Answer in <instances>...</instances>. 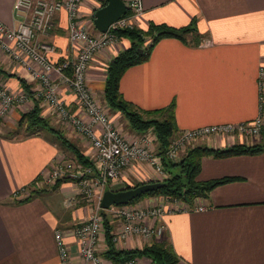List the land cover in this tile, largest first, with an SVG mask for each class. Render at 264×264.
Here are the masks:
<instances>
[{
	"label": "crops",
	"instance_id": "crops-1",
	"mask_svg": "<svg viewBox=\"0 0 264 264\" xmlns=\"http://www.w3.org/2000/svg\"><path fill=\"white\" fill-rule=\"evenodd\" d=\"M14 0H0V23L16 27L11 10ZM143 13L137 29L148 25L180 28L193 23L197 37L207 39L209 46H193L176 39H161L151 49L146 61L127 68L119 78L118 91L122 99L141 111H161L172 107L176 131L199 127L247 123L258 113L257 71L264 66V0H140ZM97 9L101 1L97 3ZM91 1L78 7L80 25L89 33L94 9ZM123 39V38H122ZM38 41L50 44L54 53L51 62L70 59L66 17L57 13L51 27ZM122 49H106L93 56L86 73V86L91 97L110 112L102 98L105 68ZM200 42V41H199ZM148 43V42H147ZM12 75V77H8ZM59 98L69 113L79 119L86 116L75 105L74 97L56 77ZM17 79L28 88L23 90ZM0 80L10 93L25 94V100L14 107L0 122V264H59L54 241L56 230H67L84 219L85 207H75L76 188L70 182L57 188L46 187L28 202L15 204L22 198L21 189L29 185L53 161L72 159L44 131L25 138H6V131L15 129L21 114L38 103L40 116L51 128L59 131L88 159L89 146L71 128L61 123L36 98L38 85L28 71L12 63L0 51ZM134 135L138 133H133ZM257 141H212L211 149H223L234 144L250 146ZM231 178L234 181L216 186L196 198L195 206L202 210L174 212L162 217L165 227L162 240L169 242L177 256L176 264H264V152L254 156L240 155L222 159L202 157L195 181ZM137 168L126 170L111 189L130 183H145ZM154 200V199H153ZM142 198L139 204H150ZM70 264H81L76 245L65 237ZM146 242L128 239L116 249L141 248ZM99 242L97 254L104 250ZM101 257V256H100ZM136 264H151L146 258Z\"/></svg>",
	"mask_w": 264,
	"mask_h": 264
},
{
	"label": "built area",
	"instance_id": "built-area-1",
	"mask_svg": "<svg viewBox=\"0 0 264 264\" xmlns=\"http://www.w3.org/2000/svg\"><path fill=\"white\" fill-rule=\"evenodd\" d=\"M89 1L97 9V3L101 0H14L11 10L17 24L15 28L8 29L0 23V51L12 63L28 71L29 77L38 85L35 99L39 100L41 107L55 115L89 146V166H80L72 160L53 161L29 184L34 186L38 182L36 188L41 185L52 187L57 180L69 178L76 188L77 198L82 202L96 204L92 212L90 207L83 206L87 214L70 229L55 231L54 241L59 264H70L69 250L65 243L67 236L73 239L81 264H136V259L112 262L97 254L99 242L104 243L103 217L98 211L102 192L124 171L133 168H137L148 182L165 178L162 160L172 163L178 161L187 149L192 148L191 144L198 141H257L264 128V66L257 71L258 113L253 121L176 131L163 154L159 155L155 136L150 129L144 133L132 134L130 140L125 139L108 119L106 108L91 97L86 86L87 68L93 56L109 48L121 50V38L116 32L137 28L143 13L140 0H121L127 14L111 23L104 33L94 34L88 32L86 24L80 25L78 21V7ZM60 12H64L66 17L71 57L51 62L53 46L38 41L37 37L47 33L53 16ZM198 45L209 46L210 42L203 39ZM51 75L70 91L75 105L87 120L69 113L58 96L57 85ZM24 100L25 94L13 95L0 80V122ZM27 186L15 195L23 198L28 196L29 191L38 190ZM194 201L195 199L188 205L177 199L158 196L157 201L151 205L136 202L108 207L103 211L109 218L114 247L133 238L147 244L152 240L162 239L165 230L162 217L174 212L202 210V207L194 205Z\"/></svg>",
	"mask_w": 264,
	"mask_h": 264
},
{
	"label": "trees",
	"instance_id": "trees-1",
	"mask_svg": "<svg viewBox=\"0 0 264 264\" xmlns=\"http://www.w3.org/2000/svg\"><path fill=\"white\" fill-rule=\"evenodd\" d=\"M104 4L105 1L101 0V6ZM126 14L127 11L124 15ZM116 35L120 38L128 39L129 46L118 52L105 68L102 91L104 104L110 112L118 114L123 118L131 131L144 133L150 129L156 139L158 154H163L170 138L176 132L172 116V107L170 106L165 110L157 112L141 111L134 108L133 105L125 102L120 96L118 91L119 78L127 68L146 61L152 47L161 39H176L184 43L187 38L191 41L190 43L195 46L199 44L200 38L197 37L192 22L180 28H172L165 25H148L145 31L137 28L124 29L117 31ZM7 76L12 77V75L8 74ZM17 81L23 90L29 93L22 79H17ZM42 131L50 134L57 140L58 144L71 155L72 159L70 160L83 167L90 165L88 159L76 146L69 143L59 131L51 128L48 121L40 116V110L36 101L33 102L31 110L20 115L16 122L15 129L6 131L4 136L12 139L18 138V136L21 135L20 138H25L36 135ZM260 136L261 140L250 146L234 144L223 149H211L198 146L186 151V153L174 163L162 160V167L166 174L165 178L160 180V182L163 183L162 187L154 192L144 193L126 205L136 203L144 197L155 195L177 199L191 205L194 199L204 196V194L212 188L234 181V179L231 178H220L204 183L195 181L201 158L209 156L214 159H222L240 155L254 156L261 154L264 152V128L261 130ZM67 182L70 183L69 178L59 179L52 186V189L57 188L61 183ZM141 184L143 183H137L133 186H123V188L118 190L136 187ZM200 187H202L201 191L199 190ZM37 193L38 191H30L27 197L15 202V204L28 202L32 197L37 195ZM98 211L103 217V241L105 246L101 253L103 258L112 262L146 258L151 264L177 263L178 258L173 253L169 242L162 239L152 240L149 244L143 245L139 249H116L111 240V227L108 224V218L103 210L98 209Z\"/></svg>",
	"mask_w": 264,
	"mask_h": 264
},
{
	"label": "water",
	"instance_id": "water-1",
	"mask_svg": "<svg viewBox=\"0 0 264 264\" xmlns=\"http://www.w3.org/2000/svg\"><path fill=\"white\" fill-rule=\"evenodd\" d=\"M104 1L105 4L95 10L92 15V26L98 33H104L111 23L118 20L125 13V6L121 0ZM162 185L163 183L161 182H148L123 190H105L101 194L98 207L101 210H105L110 206L126 205L144 193L156 191ZM199 190L201 191L202 187Z\"/></svg>",
	"mask_w": 264,
	"mask_h": 264
},
{
	"label": "rangeland",
	"instance_id": "rangeland-1",
	"mask_svg": "<svg viewBox=\"0 0 264 264\" xmlns=\"http://www.w3.org/2000/svg\"><path fill=\"white\" fill-rule=\"evenodd\" d=\"M121 40H122V42H124V40H127L128 41V39H126V38H121ZM129 42V41H128ZM106 114L108 115V119L112 122V124H113V126L123 135V137L125 138V139H127V140H130V137H131V135L134 133V131H131L129 128H128V126H127V124H126V121L123 119V118H121L118 114H114V115H117V117L115 118L114 117V120H112L111 119V117L113 118V116H111V115H109V113H108V111L106 112ZM158 118V117H157ZM43 133H45V132H43ZM136 133V132H135ZM21 135H19L18 137H20ZM220 141V140H218V139H209L208 141H198V142H196V143H193V144H191V146L190 147H192V148H194V147H206V145H208V144H210V143H212V141ZM192 148H189V149H192ZM189 149H187L186 151H188ZM186 151H185V153H186ZM183 155V154H182ZM181 155V156H182ZM180 156V157H181ZM163 178H161L160 180H162ZM160 180H154V182H156V181H158V182H160ZM131 185H122L120 188H123V186H133L134 185V183H130ZM38 182H35L34 183V186H33V184L32 185H28L27 186V188L29 187V188H31V189H38L39 191H40V189H47L48 187L47 186H45V185H41L39 188H36V187H38ZM47 187V188H46ZM119 188V189H120ZM111 190V191H115L116 189L115 188H112L111 189V187H107L105 190ZM38 190H34V191H38ZM104 190V191H105ZM118 190V189H117ZM116 190V191H117ZM30 194V191L28 192V195ZM26 196V195H25ZM24 196V197H25ZM23 197V198H24ZM154 197H156V199L155 200H153L154 199ZM22 198V199H23ZM145 199H152V201H150V205L151 204H154L156 201H157V198H158V195H155V196H148V197H144ZM75 207H81V206H88V207H90L89 209H90V211L92 212L93 210H94V208L96 207V204H95V202H91V203H86V202H82L79 198H77L76 197V199L74 200V204H73ZM89 211V212H90ZM90 212V213H91ZM108 220H109V218H108ZM61 230H63V229H61Z\"/></svg>",
	"mask_w": 264,
	"mask_h": 264
}]
</instances>
